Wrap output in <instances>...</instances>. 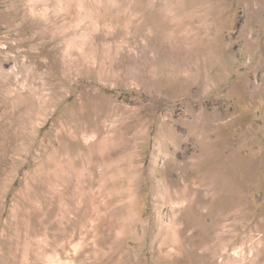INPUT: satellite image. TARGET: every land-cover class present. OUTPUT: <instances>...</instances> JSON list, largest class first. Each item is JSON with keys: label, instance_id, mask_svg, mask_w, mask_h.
I'll list each match as a JSON object with an SVG mask.
<instances>
[{"label": "rangeland", "instance_id": "rangeland-1", "mask_svg": "<svg viewBox=\"0 0 264 264\" xmlns=\"http://www.w3.org/2000/svg\"><path fill=\"white\" fill-rule=\"evenodd\" d=\"M0 264H264V0H0Z\"/></svg>", "mask_w": 264, "mask_h": 264}]
</instances>
